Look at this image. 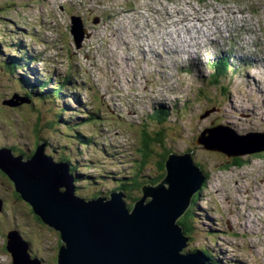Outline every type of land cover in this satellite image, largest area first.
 Listing matches in <instances>:
<instances>
[{"label":"rangeland","instance_id":"1","mask_svg":"<svg viewBox=\"0 0 264 264\" xmlns=\"http://www.w3.org/2000/svg\"><path fill=\"white\" fill-rule=\"evenodd\" d=\"M225 14L219 31L213 25ZM205 18L211 29L198 25ZM74 19L89 34L79 46ZM192 37L201 52L190 48ZM246 38L257 47L249 50ZM222 56L227 68L216 69ZM161 109L168 116L160 124L153 116ZM219 125L264 132V0H0V147L30 155L45 141L47 155L70 164L75 195L108 197L126 185L128 206L141 196L134 181L158 178L166 153L191 152L205 180L183 253L264 264V151L228 157L197 144ZM234 159L243 165L231 166ZM10 188L0 175L8 201L0 241L13 227L42 264H56L58 232Z\"/></svg>","mask_w":264,"mask_h":264},{"label":"water","instance_id":"2","mask_svg":"<svg viewBox=\"0 0 264 264\" xmlns=\"http://www.w3.org/2000/svg\"><path fill=\"white\" fill-rule=\"evenodd\" d=\"M71 29L77 46L89 36L79 19L72 20ZM3 104L12 106L11 101ZM197 144L228 157L251 155L264 151V132L244 136L219 125L204 129ZM45 146L38 142L27 159L1 148L0 170L33 214L58 232L62 244L56 264H209L202 251L183 253L189 238L177 224L205 180L191 152L170 153L164 177L143 185L142 196L130 208L122 191L89 200L75 195L69 163L55 162ZM6 250L12 264H42L30 257L17 231L7 234Z\"/></svg>","mask_w":264,"mask_h":264},{"label":"trees","instance_id":"3","mask_svg":"<svg viewBox=\"0 0 264 264\" xmlns=\"http://www.w3.org/2000/svg\"><path fill=\"white\" fill-rule=\"evenodd\" d=\"M227 64H228L227 57L222 56V57L219 58V60H218V62H217V64H216V69H220V70H221V68H225V66H226ZM48 82H49V81H46V84H47ZM56 87H57V86H56ZM167 116H168V110H166V109H161V110H159V111L157 112V114H156L155 116H153V117H154V119L157 120L158 123L161 124L162 122H164V121L167 120ZM160 136H161V133H156L154 137L159 139ZM148 143H149V142L145 140V146H146V147L148 146ZM258 153H262V152H258ZM168 154H170V152L166 153V154L164 155V158L162 159V161L158 164L159 169H160L161 171H163V172L158 176V178H152V179H150L149 184L155 185V184L159 183V182L161 181V179L164 177V174H165V172H164V161H165V158H166V156H167ZM254 154H255V153H254ZM251 155H252V154H251ZM232 162H233V163L231 164V166L233 165V166H236V167H241V166L243 165V162H242L241 160H239V159H234ZM134 184H135L138 188H140V187L142 186V184H144V183H139V182H137V181H134ZM127 187H128V186H126V185H121V186H119V188H121L123 191H124ZM198 196H199V193H196V195L194 196V198H193V200H192V204H191L190 208H189V209L185 212V214H183V215L178 219V221H177V224H179V225L182 226L183 231H184V233H185L186 236H187V235H190V234H191V231H192L191 219H192V216H193V211H191V210H192L191 208L193 207V205H194L195 202L197 201ZM137 199H138V198H134V199H133V202L136 201ZM129 207L131 208V207H132V204H131V206H129ZM187 237H188V236H187ZM60 242H61V241H60ZM61 244H62V242H61ZM61 244H60V245H61ZM185 249H186V248H185ZM208 257H209V256H208ZM208 260L211 261V260H210V257L208 258Z\"/></svg>","mask_w":264,"mask_h":264},{"label":"flooded vegetation","instance_id":"4","mask_svg":"<svg viewBox=\"0 0 264 264\" xmlns=\"http://www.w3.org/2000/svg\"><path fill=\"white\" fill-rule=\"evenodd\" d=\"M38 142H36V144H37ZM11 149V148H10ZM12 150V149H11ZM32 154V153H31ZM30 154V155H31ZM23 156H24V158L25 159H27V158H29L30 157V155H24V154H22ZM0 175H1V177L4 179V180H6V182L10 185V197H12V198H14V199H16V200H19V199H21V198H19L20 196L15 192V189L13 188V185H12V183L8 180V177L0 170ZM22 200V199H21ZM0 202H1V209H0V215H3V214H5L6 213V208H7V205H8V201H7V196H5V195H3L1 192H0ZM26 203V202H25ZM31 208V207H30ZM31 211H32V209H31ZM33 213V212H32ZM34 215V214H33ZM35 216V215H34ZM35 219L38 221V222H41L39 219H38V217H36L35 216ZM42 223V222H41ZM43 224V223H42ZM44 225V224H43ZM46 226V225H45ZM48 227V226H47ZM49 228V227H48ZM11 231H17L18 232V234L20 235V237L27 243V245H28V253L32 256V257H34V255H32L31 254V250H30V247H31V239L28 237V238H24L21 234H20V232L17 230V229H14L13 227H11L10 229H8V231L4 234V237H3V239H2V241H0V258H4V257H8L9 258V262H8V264H12V262H11V256H10V254L7 252V250H6V242H7V234L9 233V232H11ZM57 236H58V238H59V244H58V248L60 247V244H61V242H60V236H59V234H57ZM1 239V238H0ZM57 254H58V249H57V253H56V256H57ZM56 261V260H55Z\"/></svg>","mask_w":264,"mask_h":264},{"label":"bare ground","instance_id":"5","mask_svg":"<svg viewBox=\"0 0 264 264\" xmlns=\"http://www.w3.org/2000/svg\"><path fill=\"white\" fill-rule=\"evenodd\" d=\"M227 7V6H226ZM227 9V8H226ZM186 10V9H185ZM186 12H187V10H186ZM216 13H219L220 12V10H216L215 11ZM188 14H189V12H188ZM219 18L218 17V15L216 14V15H214V16H211V17H208L209 18V20H210V18ZM187 19V18H186ZM180 20H181V18H180ZM189 21H191V22H193V23H195V21L193 20V19H188ZM193 20V21H192ZM156 21V20H155ZM181 21H183V20H181ZM203 21H205V22H203ZM203 21H197V23H198V25H204V26H206L208 29H211V23H210V21H208L207 20V18H205V19H203ZM223 22L224 23H227V22H229V19H228V17L226 16V14L225 15H221V20H219L218 22H216L214 25H213V27H216V29L217 30H221V27H222V25H223ZM225 26H223V28H224ZM153 29V28H152ZM198 29V28H197ZM255 32V31H254ZM203 36H208V35H210V34H212V33H208V32H203V33H201ZM250 34H251V32H250ZM252 35H255V34H252ZM197 36V35H196ZM247 40V42H249V40L248 39H246ZM242 47H244V46H242ZM158 51V50H157ZM233 51H236L235 49H233ZM200 54V53H199ZM199 56V55H198ZM202 56V55H201ZM15 58H16V56H14ZM202 58V57H201ZM246 58H242V60H245ZM258 71V70H257ZM247 75L248 74H245V78H247ZM141 78H143V79H145V83L147 82L146 81V77L145 76H142ZM250 79H252L253 80V78H250ZM139 83H140V81H139ZM252 83H253V81H252ZM44 86H46L47 87V84L45 83V85ZM50 90V89H49ZM51 91V90H50ZM150 92V91H149ZM150 93H153V92H150ZM153 98V97H152ZM159 102V101H158ZM252 118H253V116H252ZM71 174V173H70ZM72 175V174H71ZM73 176V175H72ZM7 239V238H6ZM208 262H209V264H211V262L208 260Z\"/></svg>","mask_w":264,"mask_h":264}]
</instances>
